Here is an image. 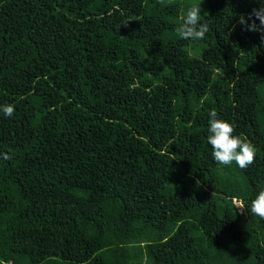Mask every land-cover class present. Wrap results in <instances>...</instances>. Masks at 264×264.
I'll return each mask as SVG.
<instances>
[{"label":"trees","instance_id":"16d2710c","mask_svg":"<svg viewBox=\"0 0 264 264\" xmlns=\"http://www.w3.org/2000/svg\"><path fill=\"white\" fill-rule=\"evenodd\" d=\"M259 6L0 0V264H264V34L238 23ZM212 110L252 165L213 159Z\"/></svg>","mask_w":264,"mask_h":264},{"label":"clouds","instance_id":"9594fccd","mask_svg":"<svg viewBox=\"0 0 264 264\" xmlns=\"http://www.w3.org/2000/svg\"><path fill=\"white\" fill-rule=\"evenodd\" d=\"M164 4V0H160ZM201 3L191 4L184 15L181 16V23L176 29L179 36L184 40L199 41L206 37L209 26L202 22ZM259 21V26L256 21ZM238 23L247 31L261 32L264 34V6L253 8L251 13L240 16ZM264 38V36H262ZM15 107L12 104L0 105V114L11 118L14 115ZM207 142L211 146L213 159L223 166H229L233 162L240 168L245 169L255 162V146L247 138L233 135L234 126L218 117V113L212 110L208 113ZM4 160L12 159L7 153L0 154ZM251 214L264 219V190L259 191L255 198L250 201Z\"/></svg>","mask_w":264,"mask_h":264},{"label":"rangeland","instance_id":"374dc122","mask_svg":"<svg viewBox=\"0 0 264 264\" xmlns=\"http://www.w3.org/2000/svg\"><path fill=\"white\" fill-rule=\"evenodd\" d=\"M235 204H236L237 206H239V203L236 202Z\"/></svg>","mask_w":264,"mask_h":264}]
</instances>
